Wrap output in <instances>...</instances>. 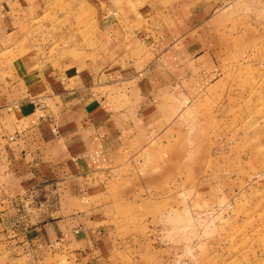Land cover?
Segmentation results:
<instances>
[{
	"label": "crops",
	"instance_id": "1",
	"mask_svg": "<svg viewBox=\"0 0 264 264\" xmlns=\"http://www.w3.org/2000/svg\"><path fill=\"white\" fill-rule=\"evenodd\" d=\"M104 1L116 47L105 66L85 57L44 60L33 51L9 60L12 47L0 44V245L32 264L139 263L129 255L135 236L117 235L115 204L103 218L95 200L115 179L141 180L130 165L142 161L138 153L172 115L167 88L180 82L172 69L217 63L223 40L214 47L215 35L237 0H130L132 10L128 0L121 9L119 0ZM43 3L0 0V41L39 19ZM139 187L115 195L140 196ZM27 199L35 206L22 217L18 207ZM47 206L55 214L35 218Z\"/></svg>",
	"mask_w": 264,
	"mask_h": 264
},
{
	"label": "rangeland",
	"instance_id": "2",
	"mask_svg": "<svg viewBox=\"0 0 264 264\" xmlns=\"http://www.w3.org/2000/svg\"><path fill=\"white\" fill-rule=\"evenodd\" d=\"M42 1L39 19L0 41L12 47L7 59L33 51L105 66L116 56L104 0ZM230 11L213 42L223 40L214 59L220 66L201 60L172 69L180 80L166 87L172 115L130 165L141 180L115 179L95 200L103 218L115 204L117 235L135 236L129 255L138 264H264V0H237ZM133 184L144 188L140 196L116 197ZM51 206L35 218L51 217ZM14 254L0 245V264H32Z\"/></svg>",
	"mask_w": 264,
	"mask_h": 264
},
{
	"label": "built area",
	"instance_id": "3",
	"mask_svg": "<svg viewBox=\"0 0 264 264\" xmlns=\"http://www.w3.org/2000/svg\"><path fill=\"white\" fill-rule=\"evenodd\" d=\"M10 110H11V108L9 109V111H10ZM21 203H22V201H21L19 204H21ZM33 205H34V201H33V200H30V199H27L26 206H25L24 203H23V205H19L18 209L20 210V211H19L20 216L25 217V214L23 215V213L26 212V211H25L26 207L29 206V207H31V208L34 209ZM34 206H35V205H34Z\"/></svg>",
	"mask_w": 264,
	"mask_h": 264
}]
</instances>
